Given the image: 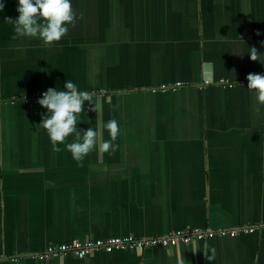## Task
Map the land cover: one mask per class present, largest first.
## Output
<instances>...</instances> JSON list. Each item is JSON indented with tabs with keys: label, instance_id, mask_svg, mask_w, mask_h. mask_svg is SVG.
I'll list each match as a JSON object with an SVG mask.
<instances>
[{
	"label": "crops",
	"instance_id": "1",
	"mask_svg": "<svg viewBox=\"0 0 264 264\" xmlns=\"http://www.w3.org/2000/svg\"><path fill=\"white\" fill-rule=\"evenodd\" d=\"M16 7L0 11V264H264V104L246 79L264 74V0H72L51 46L15 34ZM66 79L92 95L78 128L98 145L118 121L115 150H53L34 96ZM244 227L258 228L216 233ZM187 229L211 232L172 251L33 257Z\"/></svg>",
	"mask_w": 264,
	"mask_h": 264
},
{
	"label": "clouds",
	"instance_id": "2",
	"mask_svg": "<svg viewBox=\"0 0 264 264\" xmlns=\"http://www.w3.org/2000/svg\"><path fill=\"white\" fill-rule=\"evenodd\" d=\"M16 4L18 16L11 19L15 34L18 37L37 38L45 46L59 42L67 34L69 25L75 22L72 0H16ZM3 9L4 0H0V11ZM247 49L251 60L260 61L255 48ZM246 79L247 89L255 92L258 103L264 104V74L249 73ZM86 102L92 105L91 93L79 88L71 79H66L62 87H49L37 100L45 109L39 125L46 131L53 150L59 151L58 146L63 144L78 162L83 161L98 145L95 127H88L83 131L78 128L79 114L85 112ZM104 127L110 139L99 143V150H115L113 141L120 133L118 121L110 119ZM177 264L183 262L178 260Z\"/></svg>",
	"mask_w": 264,
	"mask_h": 264
},
{
	"label": "built area",
	"instance_id": "3",
	"mask_svg": "<svg viewBox=\"0 0 264 264\" xmlns=\"http://www.w3.org/2000/svg\"><path fill=\"white\" fill-rule=\"evenodd\" d=\"M181 84H177L173 89L180 87ZM41 94H37L34 97L40 98ZM264 229V224L258 226ZM258 227H244L242 229H225L216 232L220 236H226L228 234L237 236L240 233H249L254 231ZM211 231L203 230H179L172 231L166 235L160 237H147L137 238L134 236L127 237H111L107 239H88L85 241L74 240L71 243L50 245L47 249L41 253L34 255L37 260L46 261L52 258L71 255L77 259H86L92 256L96 252L114 253L122 250H135L145 249L150 247L161 246L169 251L174 250L180 244L188 245L196 239H204Z\"/></svg>",
	"mask_w": 264,
	"mask_h": 264
},
{
	"label": "rangeland",
	"instance_id": "4",
	"mask_svg": "<svg viewBox=\"0 0 264 264\" xmlns=\"http://www.w3.org/2000/svg\"><path fill=\"white\" fill-rule=\"evenodd\" d=\"M28 99H30V98H28ZM33 101V100H32ZM36 101V100H35Z\"/></svg>",
	"mask_w": 264,
	"mask_h": 264
}]
</instances>
